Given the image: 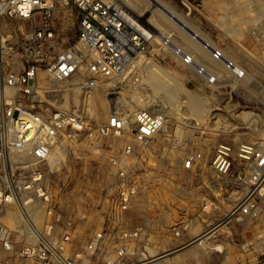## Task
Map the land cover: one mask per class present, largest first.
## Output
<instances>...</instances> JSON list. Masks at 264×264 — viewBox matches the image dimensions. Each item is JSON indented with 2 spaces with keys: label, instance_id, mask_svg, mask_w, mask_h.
Segmentation results:
<instances>
[{
  "label": "rangeland",
  "instance_id": "374dc122",
  "mask_svg": "<svg viewBox=\"0 0 264 264\" xmlns=\"http://www.w3.org/2000/svg\"><path fill=\"white\" fill-rule=\"evenodd\" d=\"M115 1L160 36L152 35L150 54L118 79L99 78L94 85L81 75L63 81L46 75L39 79L44 88L36 109L46 117L57 109L72 112L85 124L82 131L68 130L70 136L45 165V184L55 209L49 235L59 240L71 223L67 257L76 264L96 262L85 247L97 231L103 230L110 244L117 230L135 226L142 233L132 242L128 259L136 261L159 253L163 256L155 261L162 264H246L264 257V214L258 219L237 215L201 241L218 251L208 252L197 242L177 251L167 249L216 224L236 202L231 192L244 185L236 154L226 176L215 174L207 164L183 171L180 160L192 149L207 150L208 159L222 141L264 147V22H250L251 8L243 4L245 0ZM250 1L264 14V0ZM65 23L67 41L75 33L74 9ZM253 30L258 40L252 37ZM199 38L211 39L213 48L224 52L223 59L245 70V77L212 80L213 75L228 72L201 49ZM13 95L4 89L0 73V107ZM144 107L165 111L168 122L165 131L125 160L137 189L130 207L118 212L113 209L117 168L110 158L120 153L123 139H97L94 131L114 110L130 116ZM176 140H183L182 146L176 147ZM23 161L17 152L8 153L7 162L15 164L10 172L19 180L27 173ZM45 219L41 217V223ZM186 221L191 222L189 229L175 237L173 227Z\"/></svg>",
  "mask_w": 264,
  "mask_h": 264
},
{
  "label": "built area",
  "instance_id": "2783aa9c",
  "mask_svg": "<svg viewBox=\"0 0 264 264\" xmlns=\"http://www.w3.org/2000/svg\"><path fill=\"white\" fill-rule=\"evenodd\" d=\"M243 4L251 8L253 25L264 22L259 7L250 0ZM72 9L76 12L75 33L65 41V21ZM251 33L255 40L260 38L256 31ZM151 38L149 29L115 0H0V73L4 89L14 94L0 107V264H76L67 257L71 223L64 226L59 240L49 235L55 209L45 184V165L49 164L53 150L70 136L68 130L82 131L85 124L75 113L57 109L46 117L34 107L42 103L40 89L44 87L38 85L41 76L63 81L81 75L92 85L99 78L118 79L150 54ZM199 41L201 49L209 52L213 60H222L228 72L213 75L210 71L212 80L215 76L228 81L236 75L243 77L245 70L241 67L235 74L231 67L236 65L223 59L224 52L213 48L211 39ZM167 122L165 111L144 107L130 116L114 110L96 126L97 139H123L120 153L110 158L118 178L115 211H126L137 189L125 160L165 131ZM182 144L183 140L174 143L176 147ZM108 147L117 148L112 144ZM12 151L24 158L21 167L27 173L23 180L13 170L10 172L15 164L7 162V156ZM235 154L241 168L239 180L244 185L231 192L236 198L231 210L202 232H208L207 240L229 214L224 224L237 215L258 219L264 214V147L247 141L236 146L222 141L208 159L207 150L192 149L180 160L183 171L207 164L217 175L226 176ZM43 216L46 219L41 223ZM190 224L186 221L173 227L174 236L180 237ZM141 233L140 226L121 228L108 244L107 235L100 230L88 239L85 250L91 256L95 254L94 264H137V259L128 258L132 242ZM201 238L198 236L196 241L192 236L167 249L177 251L197 242L208 252H214L201 245ZM246 264H264V257Z\"/></svg>",
  "mask_w": 264,
  "mask_h": 264
},
{
  "label": "bare ground",
  "instance_id": "6f19581e",
  "mask_svg": "<svg viewBox=\"0 0 264 264\" xmlns=\"http://www.w3.org/2000/svg\"><path fill=\"white\" fill-rule=\"evenodd\" d=\"M122 6V5H121ZM124 7V6H123ZM125 8V7H124ZM127 9V8H126ZM131 12V11H130ZM132 13V12H131ZM133 14V13H132ZM133 15H135V14H133ZM138 17H140V16H138ZM171 17H173V18H175V19H177L176 17H175V15L174 14H172V13H170V18ZM139 19V18H138ZM140 20V19H139ZM141 21V20H140ZM142 22V21H141ZM145 22V21H144ZM143 23V22H142ZM144 24V23H143ZM187 26V25H186ZM182 27H185V24H183L182 23ZM149 29V32H150V34H151V36L152 35H156V36H160V32H158V31H156V30H151L150 28H148ZM219 61H221L222 62V60H219ZM157 67V66H156ZM155 67V68H156ZM158 68V67H157ZM153 69V68H152ZM160 69V68H159ZM231 70L233 71V72H235V74H236V71H238V70H241V67H239L238 65H236V66H234V68H233V66L231 67ZM161 71V70H160ZM165 71V70H164ZM163 71V72H164ZM164 75V74H163ZM160 77V76H159ZM245 77V72H244V75H243V77L242 78H244ZM234 78H237V79H242V78H238L237 77V75L234 77ZM219 82H222V81H226V80H224V79H220V80H218ZM7 95V94H6ZM216 174V173H215ZM220 178V177H219ZM230 216V214L229 215H227L226 217H224V219L221 221V222H219L220 224V227H225V225H224V223H225V221L228 219V217ZM208 233V232H207ZM207 233H203V234H201V235H199V237L201 236L202 238H201V241L203 240V239H205V234H207ZM198 239V237L197 238H195V240L196 241H198L197 240ZM203 243V242H202ZM201 243V244H202ZM165 255V254H164ZM163 256V254H155V255H152V256H149V257H147V258H144V259H140V260H138V261H136L137 262V264H158L159 263V261H155L156 259H158V258H160V257H162ZM176 257V256H175ZM175 257H173V258H175Z\"/></svg>",
  "mask_w": 264,
  "mask_h": 264
},
{
  "label": "crops",
  "instance_id": "0c3cea01",
  "mask_svg": "<svg viewBox=\"0 0 264 264\" xmlns=\"http://www.w3.org/2000/svg\"><path fill=\"white\" fill-rule=\"evenodd\" d=\"M195 34L197 35V33H195ZM221 228H222V227H221ZM218 246H219V245H218ZM212 248H213V247H212ZM212 250H213V251H218V250H217V249H215V248H213Z\"/></svg>",
  "mask_w": 264,
  "mask_h": 264
}]
</instances>
